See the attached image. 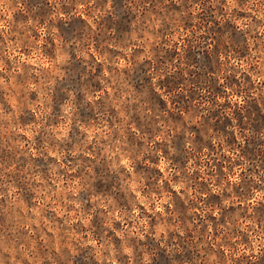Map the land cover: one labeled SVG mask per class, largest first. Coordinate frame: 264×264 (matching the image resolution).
Wrapping results in <instances>:
<instances>
[{
    "label": "rangeland",
    "instance_id": "374dc122",
    "mask_svg": "<svg viewBox=\"0 0 264 264\" xmlns=\"http://www.w3.org/2000/svg\"><path fill=\"white\" fill-rule=\"evenodd\" d=\"M226 3L227 0H217L213 6L212 0H181L180 3L176 0H167V3L165 0H113L112 12L97 19L94 12H102L107 0H95L94 3L93 0H3L0 42L6 37L15 42L18 35H28L39 42V53L48 69L61 75L54 77L48 93L52 115L47 118L42 117L40 111L44 106L43 85L37 79L27 78L29 69L36 68L35 64L22 65V75L11 78L13 87L0 85V104L4 107L5 117L0 119V164L5 167L14 164L17 170L14 179L20 188L26 189L19 172L29 162L40 174L47 176L49 165L58 163L56 151L67 152L73 147H82L87 133L81 128L99 129L101 113L107 117L104 122L109 127L120 125V95L130 92L129 99L134 106L133 115L128 119L135 120L139 130L140 117L151 111L152 117H145L143 127L147 131L144 134L151 137L153 131L167 133L179 153L172 158V183L179 182L182 177L189 179L195 197L185 196L183 190L177 194L168 181H164L163 194L171 204V207L165 205V213H172L167 224L173 229L179 225L185 231L184 237L169 232L167 242H163V237L160 241L155 239V229L165 223L160 214L153 216L143 204H137L141 219L146 218L152 234L145 235L143 240H137L133 234L129 243L139 250L134 264H142L144 251L149 254L151 264H226V254L231 255L236 245L251 249L254 243L257 251L251 254L253 258L241 256L228 264H264V248L260 247L264 240V176H260L264 171V79L261 78L264 74V39L258 33L238 30L235 21L246 14L240 12L229 17ZM134 8L142 9V15L149 11L153 16L167 14L168 21L164 26L148 33L151 41L142 32L133 30L132 24L138 15ZM197 8L199 11H194ZM29 20L47 25L46 32L55 29V37L46 35L41 40L40 33L31 27L25 32ZM133 35L135 40H132ZM18 55L27 61L33 54L22 48ZM229 56L243 61L248 70L237 69ZM129 57L131 68H121L119 65L127 64ZM0 77L9 83L4 73H0ZM39 79L43 80V77ZM29 87L31 90L26 91ZM114 88L119 90L114 92ZM233 94L244 97L242 105L234 104ZM97 95L101 98L89 99ZM64 106L73 109L69 133L72 143L67 145L56 141L55 132L50 131L62 123ZM77 123L80 128L76 127ZM189 137L194 145L192 152L185 148ZM214 138L217 143H213ZM221 138L223 143H219ZM167 143L164 141L162 145L157 141L155 145L165 157L168 156ZM30 144L34 145L31 149ZM143 146V140L130 144L134 150ZM45 147L51 155L49 152L28 155L29 150L40 153ZM225 149L238 154L237 158L233 160ZM86 150L92 153L93 146L87 145ZM201 154L210 161L206 164L209 169L206 178L199 171L188 178L183 171L188 159H194L199 168ZM159 162L158 157L152 158L153 164ZM81 163L88 165L95 161L89 155L83 157ZM93 171L96 178L91 181V191L101 198L111 197L118 213L130 212L132 205L128 198L117 193L118 181L114 176L99 166ZM135 172L146 177L145 191L141 195L152 193L163 198L155 185L164 173L143 164L138 165ZM176 172L180 175H175ZM236 172L241 178L239 184L228 180ZM84 174L83 168L69 173L65 177V187L73 177L80 180ZM252 174L259 177V183L250 178ZM60 175H65L63 170ZM34 195L30 190L24 191L25 212L34 207ZM81 196L83 200L89 199L85 193ZM68 199L72 198L69 196ZM0 206V224H4L12 219V209L4 200H0ZM92 207L87 203L80 210L75 205L65 209L64 203H59V208L64 209L59 216L52 211L42 213L50 226L55 225L50 232L45 229L49 239L55 233L57 246L63 245L65 240L70 243L71 254L65 248L66 259L60 264H106L103 256L107 253L98 251L101 245L104 248L111 246L114 252L120 249L122 241L116 233L123 235L125 225L116 221L113 224L115 231L106 229L103 218L112 209L97 208L93 213ZM85 214L91 216V232L83 229L82 221L77 218ZM242 221H253L256 231H251L249 225V235L234 227ZM133 227V222L128 221L127 228ZM85 241H88L86 245ZM42 243L34 240L33 247L40 264H49L45 257L56 254L51 246L41 248ZM117 264L128 262L118 259Z\"/></svg>",
    "mask_w": 264,
    "mask_h": 264
},
{
    "label": "clouds",
    "instance_id": "9594fccd",
    "mask_svg": "<svg viewBox=\"0 0 264 264\" xmlns=\"http://www.w3.org/2000/svg\"><path fill=\"white\" fill-rule=\"evenodd\" d=\"M95 0H93V3ZM167 3V0H165ZM181 0H176V3H180ZM213 6H215L217 0H212ZM112 3L113 0H107V4L104 6V9L100 13H95L94 16L99 19L104 15L112 12ZM3 4V0H0V5ZM159 7V5H157ZM226 10L229 17L239 14L240 12L245 13L243 19H237L235 23L238 26L240 31H249L253 34L258 33L261 39H264V0H227ZM136 12L137 20L132 24L134 31L142 32L149 41L151 37L148 36L149 32H153L162 28L165 22L168 21V16L165 14L163 17L153 16L151 11L146 15H142V9L134 8ZM194 11H199L195 9ZM59 14V13H57ZM55 19V17H51ZM255 21V22H253ZM38 31L40 33V39L43 40L46 35H52L55 37V29H50L48 32L45 31L47 25L41 26L38 23L34 24L31 20L28 22V26H25V32L27 28ZM135 35L132 36V40H135ZM27 41V42H25ZM22 48H27L33 54L25 61L23 56L18 55ZM131 52V47L127 49ZM229 59L232 60V64L237 67V69L247 71V66L243 61L232 59L229 56ZM10 62V64H9ZM24 63H32L36 65L35 69H29L27 78L28 79H37L42 83L41 91L44 92V106L41 107V116L44 118L50 117L52 115V105L48 101V93L51 91L53 86V80L56 75H61L59 73H53L48 69L46 62L43 60L42 56L39 53V42L34 41L29 38L28 35L17 36L15 42H10L9 38L6 37L4 42H0V73H4L9 80V83H5L4 78L0 77V85L5 87H13L10 83L13 76L22 75L20 69ZM121 68L128 67L131 68L132 61L129 57L127 64L119 65ZM9 68L11 69L9 71ZM35 72V76H33ZM43 77V80L39 78ZM262 79H264V74H262ZM223 81H221L222 83ZM103 83V82H102ZM155 83V81H154ZM30 87L26 91H30ZM118 88H114L113 91H118ZM159 91V89H157ZM18 95V93H16ZM130 92L125 94L121 92L119 104L122 106V109L119 111L121 123L119 126L109 127L107 125L105 114L101 113L102 123L99 126V129H93L89 131L88 128H81L83 133H87L84 141L82 142V147L75 148L65 152L63 150L56 151L55 159L58 163L49 165L48 175H42L37 169H35L31 162L28 166L23 168L19 175L22 177L21 183L26 185V189L19 187L16 179L14 177L17 175V170L15 165H10L5 167L3 164H0V200H4L8 206L12 209V219L4 224H0V264H24L25 261L28 264H40L39 259L37 258V251L33 247V241H42L40 244L41 248H48L49 246L53 247L55 252V257H45L49 264H60L61 261L66 259L64 252L65 248L69 249L68 254H71L70 243L65 240L63 245L57 246L56 243V234L54 233L51 239L47 236L45 229L49 232L55 227V225H49L42 215L46 214L48 211L55 212L59 216L64 209L59 208V203H64L65 209L69 205H75L77 210L82 208V205L91 203L92 212L95 213L97 208H111L112 210L108 212L107 216L103 218L104 227L115 231L113 224L116 221H120L121 224L125 225V233H116L120 236L122 241L120 249L115 251L111 246L104 248L101 245V249L107 253L103 256V261L106 264H117V260L121 261L127 260L128 264H134L139 256V250L134 248V246L129 243L133 234L136 236L137 240H143L145 235H151V231L148 228V223L146 218L141 219V213L137 209V204H143L146 210H149L153 216H156L157 213L160 214V219L165 221L164 226L158 227L155 229V239L160 241L163 237V242L168 241L169 232H176L180 237L185 236V231L181 229L179 225L175 229L171 228L167 224V218L172 215V213H165V205L171 207L170 200L167 196H164V181H168L169 186L179 194L183 190L184 195L195 199L192 196V189L190 186L189 179L182 177L179 182L172 183L171 177L173 176L174 165L172 163V158L179 155L176 148L172 145L171 141L168 139L166 132L162 131L156 133L153 131L151 137L145 135L147 131L143 125L146 122L145 117L151 118V111L144 112L140 117V128L138 130L135 120H129L128 117L133 115L132 107L133 101L129 99ZM101 97L97 95L95 98L89 97V99H100ZM107 99V98H105ZM234 104L242 105L244 102V97H236L234 94L231 97ZM138 104V101H136ZM15 106V105H13ZM73 109L64 106V115L61 117L62 123L58 128H52L50 131L55 132V140L59 141L61 144H71L72 138L69 136V133L72 131V119H73ZM4 107L0 104V119H4ZM158 119V117H157ZM76 127L80 128L81 126L77 123ZM239 138V137H238ZM139 140L144 141V146L142 149L134 150L130 147V144L138 142ZM160 141L161 144H164V141H168L166 147L168 156L165 157L163 152L156 148V142ZM213 143H217V140L214 138ZM219 143H223V138L219 140ZM91 144L93 146V152L90 153L86 150L87 145ZM34 145L30 144L29 149ZM23 148V145H20ZM185 148L188 152L194 151V145L191 142V137H189L185 142ZM228 155L233 157V160L237 158L238 154L228 152L225 149ZM44 152H49V155L52 153L45 147L40 153L33 151H28L29 156L43 155ZM92 155L95 164L82 165L81 160L83 157ZM72 157L73 159H68ZM147 157V159H146ZM158 157L159 163L153 164L152 158ZM201 160L200 167L198 168L195 160L189 158L187 161V166L183 169L187 173V177L190 178L194 172L199 171L203 177L206 178L207 171L209 170L206 166L207 163H210L208 157L204 154H201L198 157ZM218 158V157H217ZM67 161V163H65ZM143 164L148 169L158 168L160 172L164 173L163 177L155 185L156 189L161 192L163 198L157 197L152 193L149 195H141L145 191V180L146 177L135 172V169L138 165ZM99 166L102 170H106L107 173L114 176L118 181L117 193L123 194L126 198L129 199V203L132 205V210L130 212L120 211L117 212V205L111 197H98L94 192L91 191V181L94 180L95 173L93 169ZM84 169V175H81L80 180H76L74 177L65 187V177L69 173H76L78 169ZM61 170L64 172V176H61ZM246 170V169H245ZM175 175H180L179 172H176ZM260 176H264V171L260 172ZM131 177V178H129ZM251 179L255 180L257 183L260 182V179L255 174H252ZM239 173L236 172L234 175L228 177L229 181H232L234 184L240 183ZM30 190L33 192L35 205L33 208L28 209L25 212L26 205L24 204V191ZM213 191H218V189L213 188ZM229 191L231 189L229 188ZM85 193L89 196L88 200H83L81 194ZM72 199H68V197ZM49 197H53V200H50ZM227 204V201H225ZM2 207V206H0ZM19 210V211H17ZM31 213V215H29ZM82 221L83 229H87L91 232L92 225L90 223V215H79L77 217ZM128 221H132L134 227L129 229L127 228ZM173 222L175 223V218L173 217ZM69 221L66 219L65 224L67 225ZM33 225L35 226L33 228ZM249 225H251V231H256V226L253 221H242L234 225L241 232H246L251 235L249 231ZM190 227V225L188 226ZM231 231V228L228 229ZM27 233V238H24V234ZM229 239L232 240V243L235 244V240L229 236ZM88 241H85L86 245ZM95 247V244H93ZM260 247L264 248V240L260 242ZM257 251V246L254 243L251 249H243L240 245H236L232 249L231 255L225 256L226 264L230 262L233 258L241 256L252 257V253ZM227 253V250H226ZM215 260V257H213ZM142 264H151L150 256L147 251H144L142 256Z\"/></svg>",
    "mask_w": 264,
    "mask_h": 264
}]
</instances>
